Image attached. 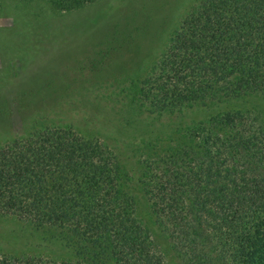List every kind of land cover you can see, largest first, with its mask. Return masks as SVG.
<instances>
[{
  "label": "trees",
  "instance_id": "16d2710c",
  "mask_svg": "<svg viewBox=\"0 0 264 264\" xmlns=\"http://www.w3.org/2000/svg\"><path fill=\"white\" fill-rule=\"evenodd\" d=\"M44 1L67 12L96 0ZM141 27L106 42L114 64L144 44ZM127 39L138 47L120 45ZM127 86L129 101L153 116L218 108L149 151L144 143L137 181L171 262L136 214L119 151L70 125L40 123L0 144V219L26 222L67 256L0 252V264H264V128L231 107L264 102V0H196Z\"/></svg>",
  "mask_w": 264,
  "mask_h": 264
},
{
  "label": "rangeland",
  "instance_id": "374dc122",
  "mask_svg": "<svg viewBox=\"0 0 264 264\" xmlns=\"http://www.w3.org/2000/svg\"><path fill=\"white\" fill-rule=\"evenodd\" d=\"M195 1L96 0L60 12L44 0H0V144L40 123H60L114 146L128 173L136 214L150 227L153 240L169 262L166 239L153 231L137 181L144 143L149 142V151L173 137L178 124L200 119L218 108L190 111L180 118L149 115L129 101L132 90L127 84L143 75L172 27ZM115 14L120 15L116 18ZM142 25L146 27L138 44H144L138 47L135 38L121 41L123 47L132 44L138 49L114 64L115 55L105 53L108 40L116 33L137 35ZM145 43L149 49H144ZM99 49L105 50L99 53L102 56L93 54ZM70 56L74 59L67 69L59 70L57 66L65 68ZM231 107L248 110L264 128L263 101L248 99ZM0 252L67 256L58 243L14 218L0 219Z\"/></svg>",
  "mask_w": 264,
  "mask_h": 264
}]
</instances>
